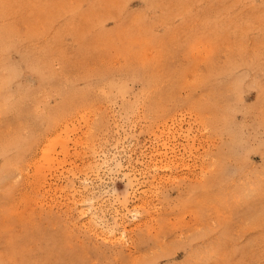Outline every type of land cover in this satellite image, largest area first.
I'll return each instance as SVG.
<instances>
[{"label":"rangeland","instance_id":"374dc122","mask_svg":"<svg viewBox=\"0 0 264 264\" xmlns=\"http://www.w3.org/2000/svg\"><path fill=\"white\" fill-rule=\"evenodd\" d=\"M0 264H264V0H0Z\"/></svg>","mask_w":264,"mask_h":264},{"label":"bare ground","instance_id":"6f19581e","mask_svg":"<svg viewBox=\"0 0 264 264\" xmlns=\"http://www.w3.org/2000/svg\"><path fill=\"white\" fill-rule=\"evenodd\" d=\"M21 146H22V143H21V142H19V144H18V146H17V147H18V148H22Z\"/></svg>","mask_w":264,"mask_h":264}]
</instances>
